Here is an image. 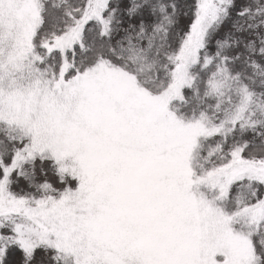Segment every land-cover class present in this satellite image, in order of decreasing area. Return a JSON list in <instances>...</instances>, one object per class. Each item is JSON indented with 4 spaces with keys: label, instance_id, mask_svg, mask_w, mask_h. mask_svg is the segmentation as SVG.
Wrapping results in <instances>:
<instances>
[{
    "label": "snow or ice",
    "instance_id": "6c2138e0",
    "mask_svg": "<svg viewBox=\"0 0 264 264\" xmlns=\"http://www.w3.org/2000/svg\"><path fill=\"white\" fill-rule=\"evenodd\" d=\"M0 264H264V0H0Z\"/></svg>",
    "mask_w": 264,
    "mask_h": 264
}]
</instances>
